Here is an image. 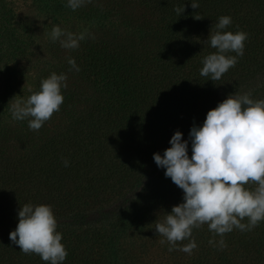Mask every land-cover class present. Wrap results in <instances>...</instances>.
Instances as JSON below:
<instances>
[{"label": "trees", "instance_id": "1", "mask_svg": "<svg viewBox=\"0 0 264 264\" xmlns=\"http://www.w3.org/2000/svg\"><path fill=\"white\" fill-rule=\"evenodd\" d=\"M28 1L44 19L72 20L65 29L90 35L75 50L50 38L40 43L37 91L53 72L66 75L67 88L60 110L38 131L11 117L21 93L0 91V264H46L9 240L26 203L52 206L68 253L63 264H264V221L225 234L223 249L209 244L220 237L204 224L192 230L191 254L170 252L154 227L183 191L153 160L176 130L187 139L227 96L264 99V0H197L196 9L190 0H91L75 11L67 0ZM183 5L178 16L174 9ZM17 15L0 0V67L38 43L26 36L31 20L21 28ZM224 15L232 20L226 30L248 38L235 66L211 81L199 70L215 51L207 38ZM17 66L10 75L23 76Z\"/></svg>", "mask_w": 264, "mask_h": 264}, {"label": "clouds", "instance_id": "2", "mask_svg": "<svg viewBox=\"0 0 264 264\" xmlns=\"http://www.w3.org/2000/svg\"><path fill=\"white\" fill-rule=\"evenodd\" d=\"M91 0H67V7L75 11ZM193 9L197 0H190ZM184 5L176 7L178 16ZM196 19H200L196 17ZM49 23H52L49 20ZM230 16L218 18L215 31L207 40L214 52L203 57L199 70L201 77L221 79L244 54L248 34L242 30H226ZM87 30L79 34L66 31L53 24L49 37L64 49L75 50L84 40ZM230 53H235L231 55ZM67 63L74 71L79 66L71 57ZM64 73H51L40 82L38 91L26 99H17L10 106L12 119L28 120V127L38 131L64 101L62 89L67 88ZM250 93L231 94L207 111L203 123L193 125L188 138L176 130L163 154H153L158 168L165 177L183 191L181 203L172 206L164 218L155 224L157 235L164 237L169 251L191 254L197 247L192 230L207 224L218 241L209 244L219 249L226 247L224 235L237 229L252 231L264 221V99H252ZM189 142L191 155L189 156ZM68 166V161H63ZM249 185H255L254 188ZM18 223L9 233V240L24 254H36L46 264H63L68 255L57 231V221L49 204L26 203L20 206ZM247 219V223H243ZM188 240L186 245L178 242Z\"/></svg>", "mask_w": 264, "mask_h": 264}, {"label": "rangeland", "instance_id": "3", "mask_svg": "<svg viewBox=\"0 0 264 264\" xmlns=\"http://www.w3.org/2000/svg\"><path fill=\"white\" fill-rule=\"evenodd\" d=\"M6 2H10L13 12L18 13L17 16L20 21L21 28L24 27V24L22 23L23 20H31V27L28 29L29 31L26 36L31 37L30 40L37 41L38 43L30 47L29 51L32 54H29L27 49V53L23 57L14 56L13 58V55H10L9 58H11V60L13 59L11 61L12 63L9 64L6 60V63L0 67V91L5 93L7 88L12 96L16 97L17 95L20 97V95L17 94V92H19L23 97L22 99H26L31 92L37 91V74L38 71L42 72L40 71L41 66L38 63V61L42 60L38 59L36 53L40 50V43L46 45V43L43 42H46L50 38L49 33L51 32L53 24L58 25L63 29H68L75 23L74 21L72 22V20L49 23V19H44L39 11L30 6L31 3H29L28 0H6ZM67 29L65 30L68 31ZM44 52L47 55L48 51L44 50ZM14 64H18L17 69L23 71V76L10 75L11 70L9 66H14ZM13 100H16V98L13 97ZM15 122L16 121L9 120V124L12 126L15 125Z\"/></svg>", "mask_w": 264, "mask_h": 264}]
</instances>
